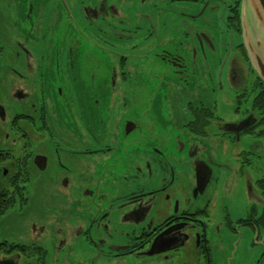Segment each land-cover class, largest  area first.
<instances>
[{
	"label": "flooded vegetation",
	"instance_id": "af4514ba",
	"mask_svg": "<svg viewBox=\"0 0 264 264\" xmlns=\"http://www.w3.org/2000/svg\"><path fill=\"white\" fill-rule=\"evenodd\" d=\"M241 3H0V264H264Z\"/></svg>",
	"mask_w": 264,
	"mask_h": 264
},
{
	"label": "water",
	"instance_id": "95a60500",
	"mask_svg": "<svg viewBox=\"0 0 264 264\" xmlns=\"http://www.w3.org/2000/svg\"><path fill=\"white\" fill-rule=\"evenodd\" d=\"M240 8L243 44L264 83V0H242Z\"/></svg>",
	"mask_w": 264,
	"mask_h": 264
},
{
	"label": "rangeland",
	"instance_id": "374dc122",
	"mask_svg": "<svg viewBox=\"0 0 264 264\" xmlns=\"http://www.w3.org/2000/svg\"><path fill=\"white\" fill-rule=\"evenodd\" d=\"M0 3L4 5L5 3H7V0H0ZM54 37H55L54 40H57V37H56V36H54ZM213 68L215 69L214 66H213ZM215 72H216V71H215ZM240 246H241V245H240ZM240 246H239V247H240Z\"/></svg>",
	"mask_w": 264,
	"mask_h": 264
}]
</instances>
